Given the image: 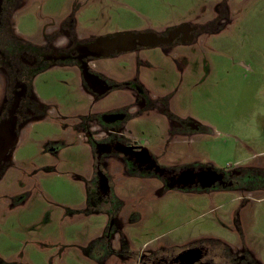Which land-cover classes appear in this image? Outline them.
I'll use <instances>...</instances> for the list:
<instances>
[{
  "label": "rangeland",
  "instance_id": "374dc122",
  "mask_svg": "<svg viewBox=\"0 0 264 264\" xmlns=\"http://www.w3.org/2000/svg\"><path fill=\"white\" fill-rule=\"evenodd\" d=\"M61 23L83 38L193 27V42L158 51L159 56L150 51L158 83L149 81V95L167 87L169 115L190 125L180 144L164 140L171 153L166 161L181 170L236 172L245 190L166 188L158 194V185L122 175L114 190L131 195L121 206L95 203L89 191L97 162L86 134L87 126L94 135L100 127L88 119L132 106L133 96L117 91L95 99L76 70L48 67L30 88V103L40 109L19 122L0 167V264H118L125 262L116 256L122 249L135 257L133 264H144L141 256L209 248L213 241L241 243L264 264V0H18L8 32L15 41L48 47ZM131 58L94 64L124 83L139 74V65L147 75L146 63L135 67ZM3 76L0 72V109ZM157 117L141 122L127 117L124 133L151 148L166 130V117ZM193 123L199 132L192 131ZM116 207L119 213L110 212ZM113 215L125 219L117 231L119 247L101 261L97 253Z\"/></svg>",
  "mask_w": 264,
  "mask_h": 264
},
{
  "label": "flooded vegetation",
  "instance_id": "af4514ba",
  "mask_svg": "<svg viewBox=\"0 0 264 264\" xmlns=\"http://www.w3.org/2000/svg\"><path fill=\"white\" fill-rule=\"evenodd\" d=\"M17 3L18 0H0V72L5 78L4 101L0 109V167L8 159L13 141L16 140L19 122L40 109L37 103H30L32 79L38 72L48 67H63L76 70L89 93L95 94V99L117 91H128L133 96L130 102L132 106H119L99 118L88 119V122L100 127L94 135L91 127L87 126L86 134L87 140L93 145L97 162L90 180L89 191L95 203L104 206H121L123 200L131 195L127 193L126 196L121 197L114 190V185L120 181L122 175L126 179L139 177L152 185H158V190H155L158 194L166 188L193 193H202L210 189L245 190L240 186L242 181L236 172H216L209 168L193 166L181 170L178 169L179 167H171L166 161V155L171 153L163 147L164 140L169 138L172 144H180L183 142L180 140L182 137L190 135L188 134L190 125L188 121L178 120L175 116L169 115L167 87H159L157 92L149 95L148 84L151 79L155 80L156 74L154 70L156 62L150 51L156 50L155 54L159 56L158 51H167L181 43L193 42L196 37L193 27L181 25L164 33L122 32L124 35L116 33L83 38L76 35L73 27L61 23L59 32L47 39L48 47L43 44L32 45L15 41L8 32V18ZM60 35L64 36L65 45L59 44L62 37ZM123 55L133 57L131 58L133 61L129 64L135 62V67L145 62L144 72L147 75L143 71L140 74L141 65H139V74L128 82L116 83L104 74L105 72L100 73L96 70L94 62L116 59ZM149 72H153V75ZM155 81L158 83L157 80ZM132 115H135L139 122L144 116L166 117V130L157 136L158 141L151 148L147 147L148 143L145 140H138L137 144H134V139L128 138L124 133V121ZM194 125L192 131L199 132L200 125ZM140 141H144V144ZM100 163H103L102 167ZM113 176H116L114 180ZM117 210L119 207L110 212L116 213ZM235 222L240 228L239 220L235 219ZM113 228L116 231H113ZM107 229L104 243L99 247L100 251L111 250V233L119 231L116 215L110 217ZM213 242H216L215 245L212 243L213 247L198 245L164 257L141 256L140 261L144 264H262L256 261L241 243ZM122 253H124L123 249L117 255L123 257Z\"/></svg>",
  "mask_w": 264,
  "mask_h": 264
},
{
  "label": "crops",
  "instance_id": "0c3cea01",
  "mask_svg": "<svg viewBox=\"0 0 264 264\" xmlns=\"http://www.w3.org/2000/svg\"><path fill=\"white\" fill-rule=\"evenodd\" d=\"M120 208V207H119ZM119 211L120 210H117L116 212H118L119 213ZM122 216H123V214H121V216H120V218H122ZM120 218H118L117 216H116V219H117V223H118V228L121 230V224L122 223H124L125 222V219L124 220H120ZM118 229V230H119ZM110 242H111V249H113V246H115V247H119V235H118V232H114V233H111V237H110ZM118 249V248H117ZM119 250V249H118ZM98 253H100V255H101V261H103L104 259H109L112 255H111V253L110 254H108L109 252H107V251H99ZM97 253V254H98ZM107 254V255H106ZM114 254H116V252H114ZM99 255V256H100ZM122 255H123V257H119L117 254H116V256H118L119 258H121L122 259V261L121 262H123V261H125L124 263H118V264H133V262L132 261H129L130 260V257H133L131 254L129 255V253L128 254H125V252L124 253H122ZM124 255H128V256H125V258H124ZM138 257V256H137ZM133 258H135V257H133ZM103 264V263H102Z\"/></svg>",
  "mask_w": 264,
  "mask_h": 264
},
{
  "label": "water",
  "instance_id": "95a60500",
  "mask_svg": "<svg viewBox=\"0 0 264 264\" xmlns=\"http://www.w3.org/2000/svg\"><path fill=\"white\" fill-rule=\"evenodd\" d=\"M120 35H124V33H120ZM14 142H15V141H13V144H14ZM9 148H10V146H9ZM9 148H8V149H9ZM6 158H7V157H6Z\"/></svg>",
  "mask_w": 264,
  "mask_h": 264
}]
</instances>
